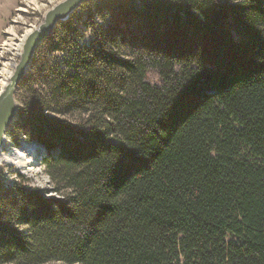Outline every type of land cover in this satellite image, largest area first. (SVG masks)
<instances>
[{
	"label": "trees",
	"instance_id": "obj_1",
	"mask_svg": "<svg viewBox=\"0 0 264 264\" xmlns=\"http://www.w3.org/2000/svg\"><path fill=\"white\" fill-rule=\"evenodd\" d=\"M20 89L0 264H264V0L85 2Z\"/></svg>",
	"mask_w": 264,
	"mask_h": 264
},
{
	"label": "rangeland",
	"instance_id": "obj_2",
	"mask_svg": "<svg viewBox=\"0 0 264 264\" xmlns=\"http://www.w3.org/2000/svg\"><path fill=\"white\" fill-rule=\"evenodd\" d=\"M55 0H0V25L2 26L0 31V66L4 63L6 58H12L13 62L17 60L18 51L5 50L6 41L11 37L9 29H12L16 35L14 41L17 42V38L24 35L25 29L35 26L42 19V14L46 7H48ZM90 35L87 34L86 39ZM17 52V53H16ZM21 92L19 88L16 92V99L20 106V100L18 94ZM13 129L10 130V134ZM17 140L15 143L13 141ZM34 140L25 138L24 136L13 135L10 136L7 144L2 149L0 154V180L3 183H11L21 179L20 174L29 177L25 180L24 184L27 186H37L39 189L47 187L48 177L43 170L44 163H39L40 158L37 155V144ZM33 145V146H32ZM23 149H19V148ZM25 153L26 155L33 156V164L31 167H26L23 164L20 166L15 162L14 157L18 154ZM28 157V156H26ZM24 157V158H26ZM55 192H48L46 196H55ZM10 264V263H1ZM45 264H64L58 261H52Z\"/></svg>",
	"mask_w": 264,
	"mask_h": 264
},
{
	"label": "water",
	"instance_id": "obj_3",
	"mask_svg": "<svg viewBox=\"0 0 264 264\" xmlns=\"http://www.w3.org/2000/svg\"><path fill=\"white\" fill-rule=\"evenodd\" d=\"M91 0H55L42 14V19L26 33L8 80L0 88V152L5 147V133L17 119L19 104L16 92L24 78L36 48L49 37L58 21L66 20L81 4ZM38 148L44 149L35 142ZM45 150V149H44Z\"/></svg>",
	"mask_w": 264,
	"mask_h": 264
},
{
	"label": "bare ground",
	"instance_id": "obj_4",
	"mask_svg": "<svg viewBox=\"0 0 264 264\" xmlns=\"http://www.w3.org/2000/svg\"><path fill=\"white\" fill-rule=\"evenodd\" d=\"M31 29V27L26 28L24 35H21L17 38V42L14 41V39L16 38V35L13 33L12 29H9L10 33H11V37H9L6 41V46H5V50L8 51H18V53L21 50V46H22V41L26 35L27 32H29V30ZM17 53V52H16ZM17 53V54H18ZM15 62H13L12 58H6L4 63H2V66H0V88L2 86H4V84L6 83V81L9 78L10 73L12 72V68ZM19 149H23L22 147ZM28 156V157H26ZM26 157V158H24ZM15 162L20 166L21 164H23L26 167H31V165L33 164V156L31 157L30 155H26L25 153H21L18 154L14 157Z\"/></svg>",
	"mask_w": 264,
	"mask_h": 264
},
{
	"label": "built area",
	"instance_id": "obj_5",
	"mask_svg": "<svg viewBox=\"0 0 264 264\" xmlns=\"http://www.w3.org/2000/svg\"><path fill=\"white\" fill-rule=\"evenodd\" d=\"M13 128H14V122L8 127V129H7L6 133H5V146H6V145H9V144H7V141L9 140V138H10V136H11V134H10V130L13 129ZM32 143H34V142L32 141ZM34 144H35V143H34ZM32 146H33V145H32ZM37 149H39V148H37ZM1 151H2V150H1ZM0 154H2V152H0ZM37 155H38L39 158H40V162H39V163H42V161H43V157H44V156H46V155L54 156V155H55V152L51 151L50 153H47L46 150L40 148V149L38 150Z\"/></svg>",
	"mask_w": 264,
	"mask_h": 264
},
{
	"label": "crops",
	"instance_id": "obj_6",
	"mask_svg": "<svg viewBox=\"0 0 264 264\" xmlns=\"http://www.w3.org/2000/svg\"><path fill=\"white\" fill-rule=\"evenodd\" d=\"M1 28H2V26L0 25V31H1Z\"/></svg>",
	"mask_w": 264,
	"mask_h": 264
}]
</instances>
